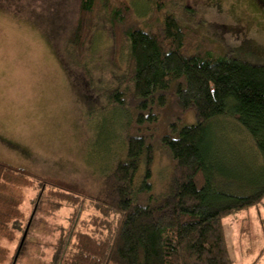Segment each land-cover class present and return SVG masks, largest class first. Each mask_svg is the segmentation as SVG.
<instances>
[{
  "label": "trees",
  "instance_id": "obj_1",
  "mask_svg": "<svg viewBox=\"0 0 264 264\" xmlns=\"http://www.w3.org/2000/svg\"><path fill=\"white\" fill-rule=\"evenodd\" d=\"M170 1L153 0L143 21L131 0L79 1L69 55H79L85 77H100L101 67L83 56L95 17H106L125 65L121 74L110 67L104 92L95 88L119 120L109 121L97 190L0 160V193L8 175L20 190L19 200L0 198V239L20 235L11 264L24 252L21 239L36 213L65 205L68 224L49 264H235L225 219L264 201V174L255 185L234 176L214 151L212 130L220 119L242 125L264 157V66L194 46L195 30L167 10ZM170 106L167 129L158 134ZM190 111L195 121L187 123ZM157 146L173 163L159 193L152 182ZM25 187L37 189L29 217L21 206ZM86 204L96 211L88 217Z\"/></svg>",
  "mask_w": 264,
  "mask_h": 264
},
{
  "label": "rangeland",
  "instance_id": "obj_2",
  "mask_svg": "<svg viewBox=\"0 0 264 264\" xmlns=\"http://www.w3.org/2000/svg\"><path fill=\"white\" fill-rule=\"evenodd\" d=\"M79 1L0 0V160L97 190L105 168L109 121L119 117L95 87L104 92L110 67L121 74L125 58H117L109 23L100 14L83 60L92 58L91 65L100 66L102 73L85 77L80 72L81 58L76 54L77 65L75 53L71 57L68 50ZM131 2L136 16L146 20L153 0ZM167 10L195 30L194 46L264 66V0H172ZM63 57L75 71L67 69ZM173 112L171 106L166 109L158 134L166 131ZM194 121L190 111L185 122ZM212 131L214 151L234 176L253 185L262 179L264 157L242 125L220 119ZM172 166L170 155L157 146L152 178L156 193L163 191ZM16 182L6 177L1 199H20ZM23 193L21 206L29 217L37 189L25 187ZM85 207L84 217L96 212L90 204ZM69 214L68 205L52 213L38 211L32 230L28 233L26 227L22 236L26 245L16 264H49ZM225 223L235 264H264V201L227 217ZM19 239V233L15 240L0 239V264L12 263Z\"/></svg>",
  "mask_w": 264,
  "mask_h": 264
}]
</instances>
